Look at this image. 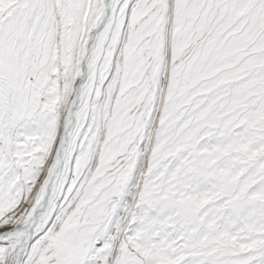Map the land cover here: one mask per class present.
<instances>
[{"label":"snow or ice","instance_id":"obj_1","mask_svg":"<svg viewBox=\"0 0 264 264\" xmlns=\"http://www.w3.org/2000/svg\"><path fill=\"white\" fill-rule=\"evenodd\" d=\"M0 264H264V0H0Z\"/></svg>","mask_w":264,"mask_h":264}]
</instances>
